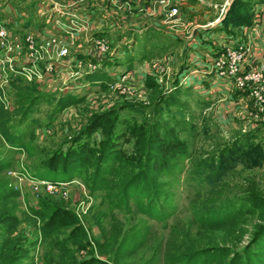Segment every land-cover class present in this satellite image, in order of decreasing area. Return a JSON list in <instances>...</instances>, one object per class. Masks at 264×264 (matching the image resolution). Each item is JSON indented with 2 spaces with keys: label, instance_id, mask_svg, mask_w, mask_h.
<instances>
[{
  "label": "rangeland",
  "instance_id": "374dc122",
  "mask_svg": "<svg viewBox=\"0 0 264 264\" xmlns=\"http://www.w3.org/2000/svg\"><path fill=\"white\" fill-rule=\"evenodd\" d=\"M32 1L0 0V9L30 7L31 20L40 12ZM232 1L186 0L180 15L158 20L131 14L122 7L129 0H104L111 17L96 11L91 26L60 36L47 26L18 32L8 25L26 60L46 61L67 49L62 56L72 69L0 88V100H8L0 101V214L18 221L10 236L0 229V245L9 244L0 264H257L260 256L264 264V41L253 64L236 75L243 86L222 81L209 62L227 35L253 39L238 27L222 28ZM253 2L243 0L235 13L250 14L245 4ZM138 20L145 21L134 31ZM98 38L105 45L95 44ZM98 70L109 76L105 87L85 81ZM189 70L196 77L185 84ZM149 77L157 87L147 85ZM78 83L72 92L84 100L56 109L60 89ZM107 112L116 114L110 135L119 154L107 158L98 188L97 152L92 166L70 178L44 169L45 160L82 141L100 151L110 141L107 126L74 138ZM157 137L164 146L154 149ZM55 225L50 235L42 232ZM206 250L215 251L189 261Z\"/></svg>",
  "mask_w": 264,
  "mask_h": 264
},
{
  "label": "built area",
  "instance_id": "2783aa9c",
  "mask_svg": "<svg viewBox=\"0 0 264 264\" xmlns=\"http://www.w3.org/2000/svg\"><path fill=\"white\" fill-rule=\"evenodd\" d=\"M252 10L254 15L252 22L248 25L239 26L237 30L244 34L247 38L253 37V39H247V42H244L233 36L227 35L225 37L226 41L224 40L221 44V51H216L219 52L215 55L216 57L209 60L212 64L211 67L215 68V72L221 80L227 81L231 85L234 81L239 86L244 85V80L241 79L242 77H238L236 75L243 70L244 66L253 64V61L255 60L254 55L257 51L261 50V43L264 41L263 38L260 37L262 33L261 26L263 25L264 18V1L255 2ZM179 13L180 9L178 2H175V4L170 5L167 15L175 16ZM66 20V24L64 22L60 23L59 20H56V23L60 25V29L64 33L68 34H73V32L84 28L87 24L85 20L78 18L73 14ZM25 32L27 31L25 30ZM15 36L16 33L8 27V21L6 18L0 15V88L5 87V85L17 79L27 82L32 81L33 79H40L44 77L45 74L51 72V70L54 71L56 69L65 68L72 69L71 61L68 58H63L62 56L66 54L67 49L65 52L60 54L61 56L46 61H41L39 59L31 60L28 58V60H26L21 51L22 45H20V40L18 38L16 39ZM15 41H17V44L19 45H14ZM104 43L105 39L98 38L95 40V44L105 45ZM18 47L20 48V52L16 53L19 51ZM35 49L36 48H33L31 45L28 46V53H32ZM192 72L190 71L187 76L193 74ZM203 72H205V70ZM261 75L262 72L257 70L254 77H260ZM185 79L186 77L182 78V80ZM85 81L89 83L87 79ZM98 82L99 81H95L92 82V84ZM79 84L80 83L76 85L64 86L60 89L61 93L58 96L73 93V89L78 88ZM0 101L4 104L8 103L6 97H2V100Z\"/></svg>",
  "mask_w": 264,
  "mask_h": 264
},
{
  "label": "trees",
  "instance_id": "16d2710c",
  "mask_svg": "<svg viewBox=\"0 0 264 264\" xmlns=\"http://www.w3.org/2000/svg\"><path fill=\"white\" fill-rule=\"evenodd\" d=\"M243 5H244L243 0H233L231 2L229 9H228V15L229 16L227 15L228 18L224 17L223 22H222V28H224L228 31V28L230 26L233 28H237L239 26L248 25L251 23V17L253 15L251 8H252L253 4L252 5L251 4L250 5L245 4V6H249L250 14H247L245 12L235 13L236 10H238L239 8H242ZM108 77L109 76L105 72H100L98 70L97 72L89 74L86 78L88 81H91V82L99 81V82H101V85H102L104 83V81L105 82L107 81ZM147 85L149 87H154V88L157 87V84H155L154 79H152L150 77L147 81ZM102 86L105 87V83ZM50 95H51L50 93L47 94V97H49ZM82 100H84V98L81 96L75 95L73 93H67V94L58 96V98H56L55 107L58 110H63L66 107H69L73 104L81 102ZM33 102H34V98L32 99V103ZM31 109H32V104H29V107H27L23 112L24 117H26V115L28 114L29 111H31ZM107 114H108V112L105 114V116L104 115H101V116L95 115L90 120L89 126H85V128H83V130H81V135H78L76 138H74V142H77L78 140H80L82 134L89 136L94 129L101 127V126H104V125L107 126L105 129V133L107 134L106 136L108 137L112 133V130L114 129L113 126L115 125L114 122L116 119V114H115V112L112 114H108V115ZM32 121H33V119H32ZM33 124H36V120H34L32 122V126H33ZM30 132L32 135L33 130H30ZM108 142L111 143V135H110V141L107 138V144H106V142H103V147L99 148L100 151H98L96 149H93L88 142L82 141L79 144H77L76 147L71 148V150H67L65 153H63V155L60 152L59 156H57L55 158L52 157L48 160H45L44 161V169L49 168L48 170H50V171L61 170V172L63 173V175L65 177L70 178L76 172H80V171L87 169L90 166H92L93 163L90 161L94 159V154H95V152H97L99 156L97 157V161H96L97 167L95 168V171L93 173V179L95 181V185H94L95 188H98L100 183L103 182V180H102V182L100 180L103 177V173L108 170V165L106 166V162H108L107 158L113 156L111 159L115 160L119 154L118 151L114 150V148L112 147L114 144L111 143L110 145H108ZM110 146H111V148H110ZM163 146H164L163 142L160 141L158 139V137L155 138L154 149H159V148H162ZM169 148L170 147L168 145V149ZM97 182H98V184H97ZM129 186H130V184L127 186V188L124 189L123 195L128 194ZM151 193H152L151 196L157 197L155 195V191H154V193H153V191ZM36 214L39 217L41 212H36ZM218 218H219V216H218ZM17 226H18V221L15 219V217H10V215L6 214V213H5V215L0 214V229H2V232L5 235H7V236L12 235L13 232L16 231ZM59 228H60L59 225L52 226L51 228L45 227V228H42V232L45 235H50L54 231H57ZM8 246H9V244L0 245L1 263H4L5 261L8 260V252H9ZM247 248H245V250ZM63 249L66 252V251H69L67 249H70V248H63ZM245 250H243L242 252H239V255H244ZM210 251H215V250H206V251L195 252L190 256L191 260H189V261H192L193 259L197 260L200 257L205 258V255H207V253H210ZM19 256L20 257H26L27 253L23 252ZM261 259L262 258L260 256V258L258 260L257 259L255 260V263H257V264H259V262L261 263L262 262ZM238 260H239V258H238ZM17 261H18V259L12 260V262H14V263H16ZM187 262H188V260H187Z\"/></svg>",
  "mask_w": 264,
  "mask_h": 264
},
{
  "label": "crops",
  "instance_id": "0c3cea01",
  "mask_svg": "<svg viewBox=\"0 0 264 264\" xmlns=\"http://www.w3.org/2000/svg\"><path fill=\"white\" fill-rule=\"evenodd\" d=\"M258 1H262V0H255V2ZM103 2L104 0H97V2L96 1L93 2L92 0H33L31 2L32 3L31 7L35 9V11H38L40 9V12H38V14L35 15L37 17H35L34 19L31 18V20H29L30 18L28 19V15H27V13H30V10H28L30 9V7H27L28 9H22L21 11H16V9L14 8L15 10H13V13L11 14L10 6L6 5L2 9H0V11L2 13L5 12V14H3L4 18L8 17L9 20L11 18V21L13 19L12 22L14 23V25H10L11 21L10 22L8 21L9 22L8 25L10 27H14L13 28L14 31L22 32L25 29L27 31V29L30 28L33 31L39 32L40 30L44 29L47 26L53 29L54 35L60 36L64 32L60 29V25L56 23V20H59L60 23L63 22L67 23L66 19L71 17L72 14L76 15L78 18L85 20L87 22V25L89 26H91L92 23L94 22L92 18L94 14H96V11H98V13H101L102 17L104 18L108 16L111 17L112 16L111 13L107 12V8L105 9ZM175 2H178V6L181 11L182 9L181 5H183L186 2V0H129L130 4H127L126 6H122V7H127V9L130 10L132 9V12L130 13L134 15L135 13H133V11L137 10L136 14L142 12L144 16H149L151 18L154 16L158 20H162L164 18L168 19L167 14L169 7L170 5L175 4ZM252 18L253 15L251 17V20ZM140 19H142V17H140ZM16 20H19L20 22L19 26L18 25L15 26ZM144 21L145 20H138L137 23L133 24L134 31L141 30L140 26L144 23ZM219 25L220 23L215 27ZM229 28L233 29V27L231 26ZM261 31L262 33H264V24L261 26ZM73 33L75 34L76 31ZM205 65L207 66V64ZM188 73H190V70L188 71ZM190 76H191L190 78L186 77V79L183 80V83L186 84L189 83L188 81L190 80L192 81L195 80L193 77L196 76L194 75H190Z\"/></svg>",
  "mask_w": 264,
  "mask_h": 264
}]
</instances>
